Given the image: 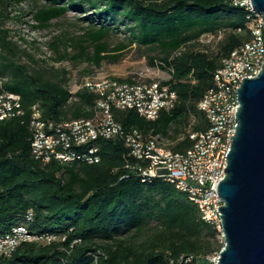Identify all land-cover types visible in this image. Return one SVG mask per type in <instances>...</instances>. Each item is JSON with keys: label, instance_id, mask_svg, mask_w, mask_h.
<instances>
[{"label": "trees", "instance_id": "1", "mask_svg": "<svg viewBox=\"0 0 264 264\" xmlns=\"http://www.w3.org/2000/svg\"><path fill=\"white\" fill-rule=\"evenodd\" d=\"M47 1L34 15L40 26L71 9L83 10L80 2H86L99 18L120 13L134 21L138 34L131 31L133 37L163 53L161 65L170 74L164 83L177 93L175 107L162 111L156 120L132 109L115 111L123 126L145 133H168L172 125L186 127L191 116L196 117L188 125L192 130L206 129L198 103L213 86L223 57L250 38L246 11L232 0ZM109 31L103 23L87 31L94 53L86 57V41H81L75 58L86 57L96 65L117 62L125 45L109 47L105 41ZM8 32H0V93L19 94L25 115L0 123V235L25 225L34 233L65 238L22 243L10 256L0 257V264H198L219 252L224 243L202 220L196 205L161 177L143 181L122 140L98 141V163L42 164L33 158L29 127L33 105L45 120L88 118L97 95L82 88L75 93L78 100L69 103L66 71L52 75L32 71L20 62L19 48ZM219 32L225 36L216 52L194 46L203 34ZM190 144L187 138L174 150Z\"/></svg>", "mask_w": 264, "mask_h": 264}, {"label": "built area", "instance_id": "2", "mask_svg": "<svg viewBox=\"0 0 264 264\" xmlns=\"http://www.w3.org/2000/svg\"><path fill=\"white\" fill-rule=\"evenodd\" d=\"M232 4L246 11L250 38L223 57L214 73L213 86L198 103L208 127L199 131L189 127L180 133L179 139L188 138L191 142L189 147L183 150L168 148L167 137L161 133H145L137 127L126 128L115 117L116 110L132 109L147 120L158 119L162 111L173 109L177 102V93L169 84L161 80L121 81L112 77H88L80 89H88L97 95L90 109L93 111L91 117L56 122L43 119L38 105L31 107L29 127L33 158L42 164L52 160L98 163L97 142L120 139L128 148L129 155L136 159L132 167L143 181L161 177L172 183L187 195L198 208L202 220L223 239L219 207L224 205V200L218 195L217 188L226 175V156L237 126L235 118L240 103L236 92L243 78L256 77L264 65V14L253 9L251 0H232ZM72 97L70 92L68 101ZM24 115L19 94L0 93V123ZM28 220H31V214ZM64 238L49 232L34 233L27 226L19 225L0 235V257L10 256L22 243H51ZM218 262L219 252H216L198 264Z\"/></svg>", "mask_w": 264, "mask_h": 264}, {"label": "rangeland", "instance_id": "3", "mask_svg": "<svg viewBox=\"0 0 264 264\" xmlns=\"http://www.w3.org/2000/svg\"><path fill=\"white\" fill-rule=\"evenodd\" d=\"M80 2V1H79ZM48 4L47 0H0V32L9 31L8 39L19 48L21 63L28 64L32 71L52 75L55 71L65 70L64 84L73 93L69 103L78 100L75 93L80 90L88 77H112L127 80H161L170 79L167 69L163 68V53L153 45H147L133 37L131 31L138 34L134 21L124 18L120 13L108 19L96 16L94 9L86 2H80L83 10H69L65 15L52 19L48 26H40L35 20V12ZM100 8L103 3L99 4ZM95 13V14H94ZM101 23L110 31L105 39L109 47L125 45L117 62L103 60L99 65L88 60L94 53V47L86 39L85 33L97 30ZM225 33L203 34L194 46L216 52ZM86 41V57L75 58L79 53L78 43ZM66 55L65 58L61 56ZM151 58L155 62H151ZM196 117L191 116L186 127L172 125L167 139H175L184 133L188 125H193ZM220 242L223 239L218 236Z\"/></svg>", "mask_w": 264, "mask_h": 264}, {"label": "water", "instance_id": "4", "mask_svg": "<svg viewBox=\"0 0 264 264\" xmlns=\"http://www.w3.org/2000/svg\"><path fill=\"white\" fill-rule=\"evenodd\" d=\"M251 2L264 14V0ZM236 93L237 126L217 188L224 200L218 264H264V65L256 77L243 78Z\"/></svg>", "mask_w": 264, "mask_h": 264}, {"label": "crops", "instance_id": "5", "mask_svg": "<svg viewBox=\"0 0 264 264\" xmlns=\"http://www.w3.org/2000/svg\"><path fill=\"white\" fill-rule=\"evenodd\" d=\"M169 80V79H168ZM167 81V80H166ZM164 82V81H163ZM185 129H188V128H185ZM150 132H152V131H150ZM155 133V132H154ZM158 133H161L162 135H164L165 137H167V133H162V132H158ZM179 135H180V133L177 135V137L175 138V139H167V142H166V146L168 147V148H171V149H175V147L178 145V144H180L181 142H183V141H185L186 139H179ZM186 147H188V146H186ZM185 146L183 147V149H185L186 148ZM182 149V150H183Z\"/></svg>", "mask_w": 264, "mask_h": 264}]
</instances>
